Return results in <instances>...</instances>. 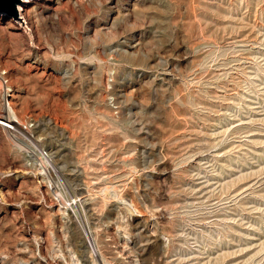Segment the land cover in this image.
I'll use <instances>...</instances> for the list:
<instances>
[{
    "label": "rangeland",
    "instance_id": "rangeland-1",
    "mask_svg": "<svg viewBox=\"0 0 264 264\" xmlns=\"http://www.w3.org/2000/svg\"><path fill=\"white\" fill-rule=\"evenodd\" d=\"M29 8L0 14V264H264V0Z\"/></svg>",
    "mask_w": 264,
    "mask_h": 264
},
{
    "label": "bare ground",
    "instance_id": "bare-ground-1",
    "mask_svg": "<svg viewBox=\"0 0 264 264\" xmlns=\"http://www.w3.org/2000/svg\"><path fill=\"white\" fill-rule=\"evenodd\" d=\"M36 1H38V0H21V2L17 5V17L13 18L11 21L14 22L18 27L23 28L24 25H25V16H27L29 14V12H30V8L29 7H30V5H32ZM13 27H14V25H13ZM13 95H10V97H13ZM0 125H2L4 128H6L8 130H15L16 127H18L19 122L16 121V120H12L10 115H7V114L4 115L3 114V115H0Z\"/></svg>",
    "mask_w": 264,
    "mask_h": 264
},
{
    "label": "water",
    "instance_id": "water-1",
    "mask_svg": "<svg viewBox=\"0 0 264 264\" xmlns=\"http://www.w3.org/2000/svg\"><path fill=\"white\" fill-rule=\"evenodd\" d=\"M21 0H0V14L17 17V5Z\"/></svg>",
    "mask_w": 264,
    "mask_h": 264
}]
</instances>
